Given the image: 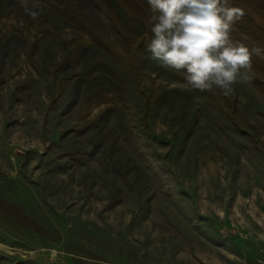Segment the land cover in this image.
Segmentation results:
<instances>
[{"label": "rangeland", "instance_id": "obj_1", "mask_svg": "<svg viewBox=\"0 0 264 264\" xmlns=\"http://www.w3.org/2000/svg\"><path fill=\"white\" fill-rule=\"evenodd\" d=\"M28 7L0 0V264H264V92L136 76Z\"/></svg>", "mask_w": 264, "mask_h": 264}, {"label": "clouds", "instance_id": "obj_2", "mask_svg": "<svg viewBox=\"0 0 264 264\" xmlns=\"http://www.w3.org/2000/svg\"><path fill=\"white\" fill-rule=\"evenodd\" d=\"M152 13L149 59L158 66L183 73L180 87L201 91L234 86L251 80L253 58L264 60V48L249 47L232 36L245 10L231 0H147ZM26 14L39 13L21 0Z\"/></svg>", "mask_w": 264, "mask_h": 264}, {"label": "trees", "instance_id": "obj_3", "mask_svg": "<svg viewBox=\"0 0 264 264\" xmlns=\"http://www.w3.org/2000/svg\"><path fill=\"white\" fill-rule=\"evenodd\" d=\"M54 12L74 26L88 45H95L111 57L123 70L136 76L142 75L140 59L148 53L146 45L151 34L148 23L152 13L143 0H117L131 16L143 24L146 35H137L126 31L119 20L112 15L110 26L96 16L86 12L87 7L100 10L93 0H32ZM232 6L245 10L244 17L234 25L232 36L247 46L264 48V0H231ZM264 92V60L253 58L250 80ZM202 94L205 91L196 89Z\"/></svg>", "mask_w": 264, "mask_h": 264}]
</instances>
